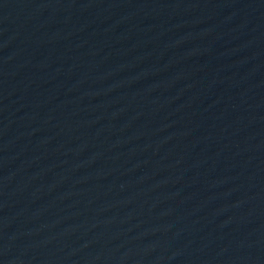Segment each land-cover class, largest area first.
<instances>
[{
	"label": "water",
	"instance_id": "water-1",
	"mask_svg": "<svg viewBox=\"0 0 264 264\" xmlns=\"http://www.w3.org/2000/svg\"><path fill=\"white\" fill-rule=\"evenodd\" d=\"M0 264H264V0H0Z\"/></svg>",
	"mask_w": 264,
	"mask_h": 264
}]
</instances>
